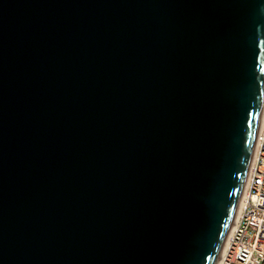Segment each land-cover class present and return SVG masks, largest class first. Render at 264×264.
Returning a JSON list of instances; mask_svg holds the SVG:
<instances>
[{
    "label": "water",
    "instance_id": "1",
    "mask_svg": "<svg viewBox=\"0 0 264 264\" xmlns=\"http://www.w3.org/2000/svg\"><path fill=\"white\" fill-rule=\"evenodd\" d=\"M264 96V0H0V264H214Z\"/></svg>",
    "mask_w": 264,
    "mask_h": 264
},
{
    "label": "built area",
    "instance_id": "2",
    "mask_svg": "<svg viewBox=\"0 0 264 264\" xmlns=\"http://www.w3.org/2000/svg\"><path fill=\"white\" fill-rule=\"evenodd\" d=\"M237 207L214 264H264V96Z\"/></svg>",
    "mask_w": 264,
    "mask_h": 264
},
{
    "label": "bare ground",
    "instance_id": "3",
    "mask_svg": "<svg viewBox=\"0 0 264 264\" xmlns=\"http://www.w3.org/2000/svg\"><path fill=\"white\" fill-rule=\"evenodd\" d=\"M239 200V199H238ZM238 203V202H237ZM237 204H236V207H235V210H234V213H233V216H232V220H233V218H234V216H235V213H236V211H237ZM230 226H231V224L229 225V227H228V229H227V232H226V234H225V236H224V239H223V242H222V245H221V247H220V250L222 249V247H223V245H224V243H225V240H226V237H227V235L229 234V232H230ZM219 250V251H220Z\"/></svg>",
    "mask_w": 264,
    "mask_h": 264
}]
</instances>
